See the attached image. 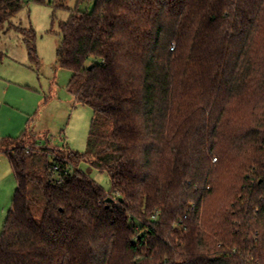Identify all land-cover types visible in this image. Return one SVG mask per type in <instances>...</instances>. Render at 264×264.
<instances>
[{"label": "trees", "instance_id": "16d2710c", "mask_svg": "<svg viewBox=\"0 0 264 264\" xmlns=\"http://www.w3.org/2000/svg\"><path fill=\"white\" fill-rule=\"evenodd\" d=\"M89 1L57 48L94 110L87 151L31 120L0 139L17 181L0 264H264V0ZM25 4L0 0V30L39 66L36 31L11 24Z\"/></svg>", "mask_w": 264, "mask_h": 264}, {"label": "rangeland", "instance_id": "374dc122", "mask_svg": "<svg viewBox=\"0 0 264 264\" xmlns=\"http://www.w3.org/2000/svg\"><path fill=\"white\" fill-rule=\"evenodd\" d=\"M23 10L11 24L36 31L39 66L28 56L24 36L5 24L0 30V49L6 54L0 64V139L18 137L31 119L33 129L48 131L53 144L80 153L87 151V141L94 110L77 103L68 90L72 72L58 63L61 41L60 23L69 18L78 0H46L41 4L24 0ZM95 0L80 4L91 10ZM75 166H77L75 164ZM79 168L110 193L108 172L93 167L88 160ZM17 181L6 155L0 154V234L12 209Z\"/></svg>", "mask_w": 264, "mask_h": 264}, {"label": "crops", "instance_id": "0c3cea01", "mask_svg": "<svg viewBox=\"0 0 264 264\" xmlns=\"http://www.w3.org/2000/svg\"><path fill=\"white\" fill-rule=\"evenodd\" d=\"M75 98V97H74ZM76 100V99H75ZM31 120V119H30ZM30 120H28V122L30 121ZM28 122H27V126H28ZM32 125V124H31ZM33 128V127H32ZM35 132H38V133H40V134H46V133H49L48 131L46 132V131H36L35 129H33ZM51 135V134H50Z\"/></svg>", "mask_w": 264, "mask_h": 264}, {"label": "water", "instance_id": "95a60500", "mask_svg": "<svg viewBox=\"0 0 264 264\" xmlns=\"http://www.w3.org/2000/svg\"><path fill=\"white\" fill-rule=\"evenodd\" d=\"M91 68V67H90ZM113 199L112 198H108L107 201L108 202H111Z\"/></svg>", "mask_w": 264, "mask_h": 264}]
</instances>
